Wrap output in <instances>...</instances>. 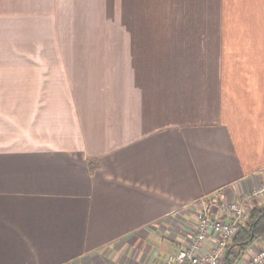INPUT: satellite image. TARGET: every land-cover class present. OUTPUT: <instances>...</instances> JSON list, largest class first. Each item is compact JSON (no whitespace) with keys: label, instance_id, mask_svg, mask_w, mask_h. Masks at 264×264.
<instances>
[{"label":"crops","instance_id":"0c3cea01","mask_svg":"<svg viewBox=\"0 0 264 264\" xmlns=\"http://www.w3.org/2000/svg\"><path fill=\"white\" fill-rule=\"evenodd\" d=\"M0 52L82 85L0 153V264H164L264 183V0H0Z\"/></svg>","mask_w":264,"mask_h":264},{"label":"built area","instance_id":"2783aa9c","mask_svg":"<svg viewBox=\"0 0 264 264\" xmlns=\"http://www.w3.org/2000/svg\"><path fill=\"white\" fill-rule=\"evenodd\" d=\"M263 199L264 183L239 200L226 202L219 192L202 197L198 202L196 229L190 244L169 254L164 264H222L239 223L246 221L252 206ZM250 250L241 264H264V246L255 248L253 244Z\"/></svg>","mask_w":264,"mask_h":264},{"label":"rangeland","instance_id":"374dc122","mask_svg":"<svg viewBox=\"0 0 264 264\" xmlns=\"http://www.w3.org/2000/svg\"><path fill=\"white\" fill-rule=\"evenodd\" d=\"M3 55L0 52V59ZM12 63L26 64L24 60ZM50 75L53 76L51 71L42 68L0 67V95H3V98L0 99V153H4V156L10 154L19 157L29 156V92L35 94L43 91L72 92L75 87L80 88L82 86L72 82V78V83L64 81L60 84L53 77L50 81ZM6 94L9 95L5 96ZM31 102L41 103L40 100ZM22 166L24 167L25 164ZM18 167L21 168V165ZM14 168L12 172H15ZM27 169L29 171V168ZM239 199L241 197L236 200ZM259 202L264 203L263 200Z\"/></svg>","mask_w":264,"mask_h":264},{"label":"trees","instance_id":"16d2710c","mask_svg":"<svg viewBox=\"0 0 264 264\" xmlns=\"http://www.w3.org/2000/svg\"><path fill=\"white\" fill-rule=\"evenodd\" d=\"M263 236L264 203L253 206L248 219L239 223L238 231L229 242L222 264H241L248 250Z\"/></svg>","mask_w":264,"mask_h":264}]
</instances>
